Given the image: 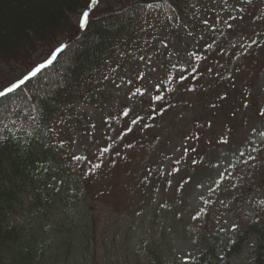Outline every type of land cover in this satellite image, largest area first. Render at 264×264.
Returning a JSON list of instances; mask_svg holds the SVG:
<instances>
[{"label": "rangeland", "instance_id": "obj_1", "mask_svg": "<svg viewBox=\"0 0 264 264\" xmlns=\"http://www.w3.org/2000/svg\"><path fill=\"white\" fill-rule=\"evenodd\" d=\"M135 1L98 0L72 17L79 26L83 11L125 7L121 15L138 17L150 38L94 84L86 100L64 105L82 126L72 128L62 151L80 181L96 187L103 193L99 197L109 193L94 207L99 220L108 207L147 213L129 235L134 244L141 234L146 242L152 237L153 247L166 254V264L187 263L200 255L204 264H256L257 245L264 264V239L257 244L253 235L238 252L227 258L223 252L239 227L252 221L264 228V137L258 134L264 131V116L259 115L264 111V0H193L205 19L195 28L178 22L167 5L137 9ZM55 42L38 45L26 63L0 62L3 90L44 63L57 47L67 46L54 66L7 98L0 97V137L6 129L29 133L38 112L36 99L63 85L74 44H67L64 36ZM180 71L187 77L183 81ZM156 87L162 101L155 100ZM127 128L133 131L124 135ZM105 145L110 151L102 154ZM192 147L197 151H183ZM73 155L88 160L77 162ZM114 160L113 180L99 185ZM108 225L115 233L116 226ZM96 227L103 228L101 223Z\"/></svg>", "mask_w": 264, "mask_h": 264}, {"label": "trees", "instance_id": "obj_2", "mask_svg": "<svg viewBox=\"0 0 264 264\" xmlns=\"http://www.w3.org/2000/svg\"><path fill=\"white\" fill-rule=\"evenodd\" d=\"M90 1L0 0V62L26 63L38 45L56 43L58 36L74 44L63 85L36 99L38 112L29 123L31 131L6 129L0 137V264H166V254L153 247L152 237L146 242L141 234L134 244L129 235L132 225L140 224L147 213L139 208L126 214L108 207L107 216L99 220L94 207L109 193L99 197L103 193L96 187L80 181L62 151V141L72 128L82 126L64 105L77 98L86 100L94 84L98 86L150 38L138 17L121 15L125 7L98 6L89 12L83 29L75 25L73 15L87 9ZM164 3L178 22L192 28L205 24L193 0H136L134 6ZM163 13L161 8L159 15ZM253 51L248 55L251 60ZM115 166L114 160L97 180L99 185L113 180ZM109 223L116 226L115 233ZM234 234L223 249L225 258L238 252L249 235L260 244L264 228L251 221ZM261 248L257 245L256 264H262ZM173 264H204V255Z\"/></svg>", "mask_w": 264, "mask_h": 264}, {"label": "snow or ice", "instance_id": "obj_3", "mask_svg": "<svg viewBox=\"0 0 264 264\" xmlns=\"http://www.w3.org/2000/svg\"><path fill=\"white\" fill-rule=\"evenodd\" d=\"M249 3H251V0H248ZM98 4V0H91V4L89 5V7L91 8L92 6H95ZM152 5H149V7H151ZM89 23V11H83L82 16L79 20V25L80 28H84L87 24ZM67 46L66 45H61L59 47H57L54 51L51 52L49 58L42 64L37 65L36 67H34L26 76H24L23 78L19 79L18 81H16L15 83H12L11 85L5 87L3 90H0V97L3 98H7V96L11 93H14L15 91H17L18 89H20L22 86H25L29 81H31L33 78H36L41 72H43L44 70H46L47 68H49L50 66H54L55 62L58 60V58L64 53L65 48ZM186 71V70H184ZM184 71H180L179 75H178V79L180 81L185 80L187 77L184 75ZM155 87V86H154ZM139 91V89L137 90ZM161 91V89L159 87H156V96H155V100L156 101H162L164 98L162 96L159 95V92ZM141 95H143V93H141ZM162 107V105H161ZM153 111H156V109H154ZM123 115L125 117H129L130 116V112L128 110H125L123 112ZM260 116H264V111H260L259 112ZM131 123L133 125H137L139 123L138 119L136 116H132L131 118ZM133 131L132 128H127V131L124 133V135H127L128 133H131ZM253 131H255V129H253ZM261 137H264V131H261L258 133ZM119 135V133H118ZM224 143H228V141H223ZM131 146V145H129ZM109 148L107 147V145H105L102 149L101 152L102 154H107L109 153ZM185 153L188 151H192V152H196V148L192 147L191 149L189 148H184L183 150ZM251 151L255 152L257 151V149L255 147H253L251 149ZM240 156L243 157L244 153L240 152ZM74 160H76L77 162H80L82 160L87 161L88 158L87 157H81L78 155H73L72 157ZM93 159H95V157H93ZM249 160H254L255 157L249 155L248 157ZM192 163L195 164L196 161L192 160ZM95 168H99L100 165L99 164H95L94 165ZM173 171L178 172L179 169H173ZM218 175L220 177H222L224 175L223 172L218 173ZM195 218V217H193Z\"/></svg>", "mask_w": 264, "mask_h": 264}]
</instances>
